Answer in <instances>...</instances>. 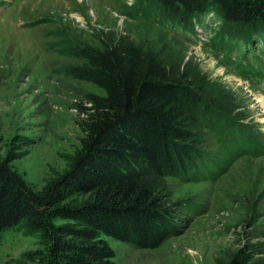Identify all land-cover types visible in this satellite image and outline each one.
Segmentation results:
<instances>
[{"label":"rangeland","instance_id":"rangeland-1","mask_svg":"<svg viewBox=\"0 0 264 264\" xmlns=\"http://www.w3.org/2000/svg\"><path fill=\"white\" fill-rule=\"evenodd\" d=\"M146 5L141 0H0V159L9 157L10 168L34 190L61 172L81 135L77 105L88 104L86 92L103 94V89L57 71L77 61L60 52L58 42L99 46L105 33L124 35L166 62L196 67L219 80L225 87L222 99L238 105L243 131L226 130L229 116L207 106L201 138L211 156L194 154V167L164 177L168 234L156 247L105 236L115 264H224L232 254L245 264L264 261V106L256 101L264 99L261 35L254 32L250 42L241 38L221 51L210 38L220 31L236 33V25L224 24L213 4L191 16L189 31ZM194 24L203 32L194 33ZM227 38L224 33L220 39ZM222 53L240 65L227 63ZM218 113L224 117L215 118ZM229 140L236 148L244 142L246 150L228 159ZM39 240L37 231L21 223L4 229L0 264H17L21 252L40 246Z\"/></svg>","mask_w":264,"mask_h":264},{"label":"trees","instance_id":"trees-1","mask_svg":"<svg viewBox=\"0 0 264 264\" xmlns=\"http://www.w3.org/2000/svg\"><path fill=\"white\" fill-rule=\"evenodd\" d=\"M141 1L188 31L191 16L213 4L224 24L236 25V33L220 31L212 38L221 51L254 32L264 41V0ZM224 33L228 38L220 39ZM110 35L99 37V46L58 42V50L77 61L57 71L103 89V94L86 92L88 104L77 105L81 135L77 147L65 155L66 167L34 190L10 168L9 157L0 159V233L21 223L40 236V246L21 252L17 264H115L105 236L156 247L170 230L164 177L194 167L195 155L211 156L201 138L207 106L229 116L226 130L243 131L238 105L222 99L225 87L219 80L200 74L196 67L166 62L124 35ZM222 57L240 65L229 54ZM224 146L228 159L246 150L244 142L236 148L229 140ZM245 263L235 254L224 262ZM248 264L264 261L255 258Z\"/></svg>","mask_w":264,"mask_h":264},{"label":"bare ground","instance_id":"bare-ground-1","mask_svg":"<svg viewBox=\"0 0 264 264\" xmlns=\"http://www.w3.org/2000/svg\"><path fill=\"white\" fill-rule=\"evenodd\" d=\"M257 103L261 104L262 106H264V99L263 98H258L256 99ZM261 120H264V118H262Z\"/></svg>","mask_w":264,"mask_h":264}]
</instances>
